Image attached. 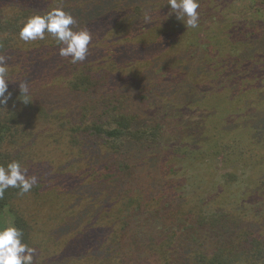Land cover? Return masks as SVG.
Masks as SVG:
<instances>
[{
	"label": "rangeland",
	"instance_id": "rangeland-1",
	"mask_svg": "<svg viewBox=\"0 0 264 264\" xmlns=\"http://www.w3.org/2000/svg\"><path fill=\"white\" fill-rule=\"evenodd\" d=\"M198 2V28L182 29L185 20L177 19L169 0H0L1 24H21L25 14L42 15L61 8L75 18L74 31L87 28L92 34L88 47L93 53L88 52L83 62L72 63L70 57L59 55L63 45L50 33L46 32L43 40L30 42L16 34L8 43L3 39L14 27L2 24L0 46L5 47L0 51L8 54L11 98L0 110L22 113L19 120L26 138L16 141L15 134L14 141L0 147V157L7 152L10 162L18 161L27 169V176L35 175L40 185L48 188L37 198L32 191L19 194L15 201L13 194L7 196L11 198L9 207L27 224L25 244L36 249L33 264H157L155 245L144 233V228L156 224L159 233L169 227L168 234L162 236L167 238H159L160 242L172 236L178 253L186 249L192 255L194 250L211 249L218 239L206 230L208 227L183 221L194 213L201 214L206 206L231 210L226 222L228 234L233 231L232 216L236 214L240 225L255 233L264 231V0ZM116 6L123 13L119 24L126 21L128 28L117 40L112 29L118 24L111 18ZM145 29L151 34H142ZM193 34L223 50L212 55L197 48L203 60L198 63L193 59L196 79L183 71L188 54L176 46L178 39L187 41ZM149 38L161 44L159 52L147 47ZM227 50L230 54H225ZM163 61L165 76L178 80V88L169 94L162 91V84L156 89L154 80L151 83L142 75L149 67H162ZM101 62L113 71L106 80L92 77V65ZM204 63L205 75L212 76L208 90L223 100L219 108L212 107L220 113L217 116L222 111L225 116L217 121L205 118L206 109L195 101L205 91L197 86ZM79 73L90 80L84 91L69 87L74 74ZM21 83L28 85L29 104L20 96ZM208 90L205 98L211 96ZM178 99L194 101L182 106ZM98 102L105 106L103 113ZM85 109L87 116L83 115ZM122 113L135 117V128H160L156 141L128 138L127 151L112 152L113 164L111 152L100 154L96 150L103 146L101 138L84 132L81 141L72 142L73 135L61 128L65 122L74 128L93 122L104 125ZM151 117H155L153 122ZM203 127L209 133L199 135ZM210 136L224 141L227 152L214 153L208 143ZM189 149L196 151L192 157ZM110 168L117 170L112 173ZM99 171L107 172V178L98 177ZM127 196L134 201V213L125 218L129 227L112 241V228L104 233L101 224L110 225L115 213H123L124 204L113 210L114 199ZM47 198L55 202L44 208ZM71 209L87 214L80 217L71 214ZM145 241L150 252L141 248Z\"/></svg>",
	"mask_w": 264,
	"mask_h": 264
},
{
	"label": "trees",
	"instance_id": "trees-1",
	"mask_svg": "<svg viewBox=\"0 0 264 264\" xmlns=\"http://www.w3.org/2000/svg\"><path fill=\"white\" fill-rule=\"evenodd\" d=\"M113 12V17L112 14L109 15L111 18L115 19V23L118 24V27L115 28L113 26L112 29V36L117 40L119 38H123L124 34L127 31V22L126 21H121L122 24L120 23V17L123 15V13L120 11V8L116 6ZM111 12V13H112ZM33 15L25 14L23 15L22 18L28 19ZM107 16V17H109ZM26 20L21 23V24H14L11 26L12 23L5 21L2 24H8L10 27H14L13 30L7 35L5 39H3L5 42H10L14 35L19 34V31L21 27L24 25ZM0 21H4L1 20ZM0 23V32L4 30V25ZM122 25V26H120ZM185 28H190L184 25L182 29ZM198 27L194 28L197 29ZM198 31H194V34H196ZM151 34V32L147 31L146 29L142 31V34ZM192 35V37H188L187 41H184V38H180L176 41V46L177 47H182L185 48L188 58H186L187 62L184 66H186V69L184 68L183 71H186L187 75L190 76L191 78L195 77L194 72H193V64L195 62L193 59L196 58V62L201 63L203 60V57L201 55H197L196 52L200 50L204 51L206 50L207 52H223V50L219 48H214V45L211 47L209 43V39H204L202 41L198 40L197 35ZM147 47H149L152 50H155L156 52H159L161 49L158 47L159 45H156L155 42H153V39L149 38L147 42ZM0 47H5V46H0ZM196 47V48H195ZM208 48V50H207ZM1 50V49H0ZM199 50V51H200ZM165 51H167L165 49ZM3 53V56H6L8 58L7 52L0 51ZM93 53L91 51V46L89 50V54ZM225 54H230L229 51L227 50ZM167 57L170 54H166ZM213 55V54H212ZM217 56H219L217 54ZM202 59V60H201ZM208 64H211L212 61L207 62ZM164 64V65H163ZM162 67H156L154 65L153 67H149L142 75L146 77L148 80H151V83L153 82V87L158 89L160 88L159 86L162 84L163 88L162 91H166L169 93L174 92L176 87L178 88V80L174 79L173 77H167L165 74L162 72L163 68H165L166 63L163 61L161 64ZM93 66V74L92 77L99 78L106 80L109 76L112 75V69L105 63L101 62ZM207 65L204 63L199 69V72L202 73V76L197 79V86H200L202 90L205 89L204 93H202V97H195V101H198L199 103H202L204 110L206 109V117L212 121H217L218 118L223 116V111L222 115L217 116L218 112L212 110V107H218L222 101L218 99L214 95L213 90H208V86L211 87L210 81H212V76H207L206 74V69ZM203 71V72H202ZM148 75L149 77H147ZM205 75V76H204ZM161 79V81L159 80ZM196 79V78H194ZM221 84V78H217ZM90 84L89 77L87 75H84V73H79L78 76L74 74L73 79L70 80L69 82V87L75 90H81L84 91L87 87V85ZM247 90L249 88L246 86ZM151 89V87H150ZM207 90L211 93V96H206L205 98V93ZM246 93V89L244 88ZM165 92V93H166ZM197 92V91H195ZM261 92L264 95V85L262 86ZM198 93V92H197ZM179 98V97H178ZM102 99L99 98V102ZM193 100H190V102H182L178 99V102L182 105H189ZM98 102V110L99 112L103 113L105 106H100V103ZM26 103H30V98L26 100ZM25 103V104H26ZM1 108L0 110V147H4L6 143H9L11 141H14V135L16 134L17 136L15 137L16 141L19 140H24L26 138V134L21 131L23 130L20 126V116L22 115L21 112L17 110H9V109H3ZM112 113V109L109 111V114ZM89 114L88 109H85L83 112V115L87 116ZM108 114V115H109ZM205 116V114H204ZM225 117V116H223ZM155 117H151L150 121H154ZM135 122V117L130 115V114H118L117 117L109 119L104 123V125L98 124L97 122H93L91 124H85L83 128H74L73 124L70 122H65L61 125V128L64 129L65 131L69 132V134L73 135L72 142H79L83 138L80 136L81 133L84 132H90V136L92 138H101L100 140L103 143V146L106 145V148L101 146L97 147V151L100 154H103L104 150H108L111 152V161L110 164L112 163V152L117 153L116 151L120 150L121 151H127L125 147V141L128 138H131L132 140L136 141H156L155 138L158 135V129L160 127H154V128H149V127H142L141 128L137 127L135 128L133 126ZM193 124V122H192ZM156 125H161V121L158 120L156 121ZM206 125V124H204ZM202 125V126H204ZM209 125V124H208ZM201 126V127H202ZM209 133V129L206 131L204 130V127L199 130V135ZM198 135V133H197ZM197 137V136H196ZM211 137V141L208 143L214 150V153H221V152H227V147L224 141H218L214 140L213 136ZM198 138V137H197ZM89 140V139H88ZM113 150V151H112ZM195 151L194 149H189L187 153L190 152V157H192V152ZM196 152V151H195ZM70 154V153H69ZM68 154V155H69ZM67 155V156H68ZM85 156H83L84 158ZM9 161V154L5 152L3 156L0 157V166H6ZM128 165L125 164V167ZM112 169V173L114 170L110 168L109 170ZM96 173H94L95 175ZM98 177L100 178H107V172L104 173L103 171H99L97 174ZM46 179V178H45ZM56 185L52 186V189H54ZM79 185H76V188H78ZM131 187V185H130ZM45 189L43 185H40V180H37V183L32 187L30 191H32V194L37 198L41 194V192ZM8 194H13L15 196L14 201L16 198L19 196L20 190L17 188H8L2 199H0V228L7 227L10 225H15L17 228L21 229L23 232L22 236V242L26 243L27 238H26V233L24 232L25 226L27 224L24 222L25 220L23 219V216L11 209L9 207V202L10 199H7ZM131 199L129 196L124 198H116L114 199V207L113 210H120L122 205L124 204L125 209L122 210L123 213H120L117 216V213H115V218L114 221L110 225H106L104 223L101 224L102 226V231L108 232L112 228V241L115 240L127 227L125 218H129L130 215L135 209L134 201L131 202L129 201ZM128 200V201H127ZM44 204L42 207L47 208L49 205L53 206L54 202L53 200L47 198L46 200L43 201ZM82 202V201H79ZM84 205V203L82 204ZM140 205V204H139ZM202 205H200L201 207ZM199 207V208H200ZM231 212V210H224L223 208H211V207H204L202 212H199L201 214H196L194 213L192 216H187L186 218H183V221H186L188 224H192V226H198V228H204L208 227L206 230H210L218 239L217 243L213 244L211 249H202V250H192V255L190 254L191 251H184L186 249H183L180 253L177 252V248H175L174 245H172V241L170 240L172 236H169V240H166L161 243L159 238L165 239L167 237H162L168 234L167 231H169V227H167V230L165 233H159L160 227L159 225H152L149 228H144L142 225H140L141 228H144V233L151 239V242L155 245L156 249V255L159 256L157 259V264H264V236L262 235L264 231H259L261 233H255L249 229V226L247 225H240L239 220H237V216L239 217V214H236L232 216V219L234 221L233 223V231L228 234L226 231V222L228 219V214ZM233 213H236L237 210L234 209L232 210ZM71 214H78L80 217L86 216L85 210H80V211H75L74 209H71L70 211ZM147 219H150L148 217ZM194 223V224H193ZM112 225V227H111ZM187 227H184L186 229ZM194 233L197 232V229H194ZM253 232V233H252ZM172 234V233H171ZM176 238V237H175ZM192 240H196L195 237H192ZM28 244V243H27ZM145 247V248H144ZM144 247L142 246L141 248L143 249H151L149 243L147 241L144 242ZM149 252L151 250H148Z\"/></svg>",
	"mask_w": 264,
	"mask_h": 264
},
{
	"label": "clouds",
	"instance_id": "clouds-1",
	"mask_svg": "<svg viewBox=\"0 0 264 264\" xmlns=\"http://www.w3.org/2000/svg\"><path fill=\"white\" fill-rule=\"evenodd\" d=\"M169 6L178 20L184 18L187 27H198V0H169ZM148 17H146L147 19ZM75 18L61 8H53L44 14L29 17L19 31V38L25 42L43 40L45 33H50L63 45L59 55L71 58L72 63L83 62L89 52L92 34L87 28L74 31ZM7 57L0 55V105L6 104L11 98L8 92ZM20 96H28L27 83L19 84ZM37 183L35 175L27 176V169L18 161L0 166V199L8 188H17L20 193L29 192ZM23 232L15 225L0 228V264H33L36 249L22 242Z\"/></svg>",
	"mask_w": 264,
	"mask_h": 264
}]
</instances>
